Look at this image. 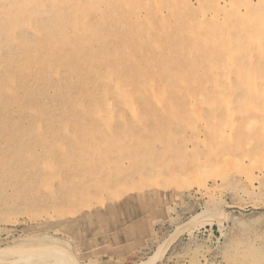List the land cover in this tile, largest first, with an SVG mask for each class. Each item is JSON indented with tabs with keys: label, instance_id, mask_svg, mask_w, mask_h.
Masks as SVG:
<instances>
[{
	"label": "rangeland",
	"instance_id": "obj_1",
	"mask_svg": "<svg viewBox=\"0 0 264 264\" xmlns=\"http://www.w3.org/2000/svg\"><path fill=\"white\" fill-rule=\"evenodd\" d=\"M250 3L241 25L230 8ZM258 6L0 0V73L17 61L14 92L24 104L0 132L47 136L38 147L29 136L0 143V264H230L236 241L259 249L264 151L224 166L218 151L226 143L209 134L213 116L237 126L253 111L246 97L264 82V58L243 31L259 30L264 45ZM258 109L255 120L264 116Z\"/></svg>",
	"mask_w": 264,
	"mask_h": 264
},
{
	"label": "bare ground",
	"instance_id": "obj_2",
	"mask_svg": "<svg viewBox=\"0 0 264 264\" xmlns=\"http://www.w3.org/2000/svg\"><path fill=\"white\" fill-rule=\"evenodd\" d=\"M18 1V0H17ZM4 2H5V0H4ZM14 2H15V0H14ZM39 2V1H38ZM11 3V2H10ZM18 3V2H17ZM240 3H241V1H240ZM239 3V4H240ZM1 4H3V2L1 3ZM243 4V3H242ZM261 4H263L264 5V0H256V5L258 6H260ZM12 5H15V3L14 4H12ZM21 5H22V3H21ZM23 6V5H22ZM27 6V5H26ZM25 6V7H26ZM258 6V7H259ZM12 7V6H11ZM250 7H253V5L250 3V4H248V6H247V4H244L243 5V9H240V7L238 6V7H231L230 9L231 10H233V12L234 13H238L240 16H242V21H241V25L243 24V22H244V20H245V18L247 17L246 15L249 13V10H250ZM4 8V7H3ZM20 8V7H19ZM24 8V7H23ZM38 11V10H37ZM264 12V11H263ZM0 13H1V11H0ZM3 13V12H2ZM263 16V18H264V14L262 15ZM30 18V17H29ZM43 18V17H42ZM12 20V19H11ZM81 24V23H80ZM223 25V24H222ZM15 28V27H14ZM18 28V27H17ZM89 29V28H88ZM73 30V29H72ZM232 30H233V27H232ZM235 30V29H234ZM241 30V29H240ZM255 29H253V31H249V32H245V31H243V33L245 34L244 36L245 37H247V38H249L250 40H251V42L253 41L254 43H255V45H256V47L258 48V51H259V53H260V55L264 58V45L261 43L262 41H261V39H260V37H261V32L259 31V30H255ZM236 31L238 32V30L236 29ZM236 31H235V33H236ZM25 32V31H24ZM231 32V31H230ZM1 33H3L2 35H7V33L6 32H1ZM232 33V32H231ZM238 34V33H237ZM18 36H19V34H18ZM264 36V35H263ZM3 37V36H2ZM1 37V38H2ZM5 37V36H4ZM168 37V36H167ZM239 37V36H238ZM264 38V37H263ZM37 39V38H36ZM236 39V38H235ZM3 41V40H2ZM4 42V41H3ZM227 42H228V40H227ZM2 43V42H1ZM6 43V42H5ZM231 43V42H230ZM154 44V43H153ZM155 45V44H154ZM153 45V46H154ZM9 46V45H8ZM252 46V45H251ZM250 46V47H251ZM155 47V46H154ZM231 47V46H230ZM236 47V46H235ZM18 48V47H17ZM202 48V47H201ZM224 51H225V49H223ZM236 51V50H235ZM209 52V51H208ZM214 52V51H213ZM254 52H255V50H254ZM229 53V52H228ZM227 53V54H228ZM256 53V52H255ZM148 54V53H147ZM235 54V53H234ZM234 54H228V55H230L229 56V59H231L232 58V55L234 56ZM21 56V55H20ZM22 56H24V55H22ZM203 56V55H202ZM258 56H259V54H258ZM20 59V58H19ZM205 60H207L206 58H205ZM204 60V61H205ZM234 60V59H233ZM233 60H231V62L233 61ZM245 60V59H244ZM255 60V59H254ZM49 61H50V58H49ZM186 61V60H185ZM208 61V60H207ZM227 61H228V59H227ZM242 61V60H241ZM17 62V61H16ZM16 62H14L15 64H16ZM209 62V61H208ZM213 62V61H212ZM216 62V61H215ZM14 63H10L8 66H5V72H2V73H0V130L1 129H6L7 127H8V125H9V123L7 122V121H5L6 119H7V114L10 112V111H13V110H19L20 111V109H22V107L24 106V104H23V102H22V100H21V98H19V97H17L15 94V92H14V90L16 89V85H15V83L13 82L14 81V79H13V77L14 76H19V74H20V72H22L20 69H19V65L18 66H15L14 65ZM129 64V63H128ZM222 64V63H221ZM254 64V63H253ZM47 65V64H46ZM75 65H77L76 63L74 64V66H73V69H76V68H78L77 66H75ZM231 64L228 62V65L227 66H230ZM261 65V64H260ZM232 66H233V64H232ZM3 67V66H2ZM48 67L50 68V69H52V67H54L53 65H51V63H49L48 64ZM208 67V66H207ZM218 67V66H217ZM209 68V67H208ZM207 68V69H208ZM211 68V67H210ZM209 68V69H210ZM227 68V67H226ZM234 68H236L235 66H234ZM264 68V67H263ZM8 71H7V70ZM221 69H222V67H221ZM220 69V70H221ZM248 69H249V67H248ZM257 69V68H256ZM23 70H25V69H23ZM210 70H212V69H210ZM218 70V69H217ZM214 71V70H213ZM226 71V70H225ZM50 72V71H49ZM211 72V71H210ZM234 72L235 73H238V70H234ZM251 72V71H250ZM39 73V72H38ZM206 73V72H205ZM209 73V72H208ZM207 73V74H208ZM216 73H218V72H216ZM29 74V73H28ZM142 74V73H141ZM206 74V75H207ZM223 74H226L225 72L223 73ZM229 74V73H228ZM222 75V74H221ZM236 75H239V74H236ZM248 75H250V74H248ZM142 76H144V75H141V77ZM201 76H203V75H201ZM207 76H209V75H207ZM212 76V75H211ZM26 77H27V74H26ZM145 77V76H144ZM214 77V76H213ZM212 77V78H213ZM221 77H223V76H221ZM225 78H226V75L224 76ZM249 77V76H248ZM25 78L23 77V79H22V81L24 80ZM211 79V78H210ZM214 79V78H213ZM237 81H240V83L241 84H243V78H242V76L241 75H239V76H236V78H235ZM248 79V81L250 82V84L252 85V82H251V77H250V79L249 78H247ZM257 79H259V78H257ZM141 80V79H140ZM144 80V79H143ZM156 80V79H155ZM180 80V79H179ZM205 80H206V78H205ZM227 80V79H226ZM232 80V78L231 79H229V82ZM21 81V83L23 84V85H25L24 83H26L25 81H23L22 82ZM146 80H144V82H145ZM212 81V80H211ZM214 81V80H213ZM235 81V80H234ZM7 82V83H6ZM149 82V81H148ZM153 82V81H152ZM156 82V81H155ZM227 82V81H226ZM1 83H3V84H1ZM119 83V82H118ZM141 83V82H140ZM145 83H147V82H145ZM154 83V82H153ZM216 83V82H215ZM228 83V82H227ZM258 83H259V85H260V87H258V85H254V86H252L251 88H252V91H251V95L249 96V98L248 97H246V102H247V105H249L250 106V108L253 110L252 112L250 111L249 113H241L240 114V118H241V120H240V123L236 126L235 125V123L232 125L231 124V122L230 123H227V124H221V123H217V121H218V119H216V118H214V116L211 118V126L209 127L210 128V130H209V134H210V140H214L215 142H218V140L220 139V142L221 143H223V142H225L226 144H225V146L223 147V145L221 144V147H220V149H219V151H218V153L220 154V155H218L219 157H221L222 158V163L221 164H223L224 166H230V167H234V168H238V166L241 164V162L243 163L244 162V160H246V161H248V162H252V160H254V157H257L258 156V154L259 153H261V152H263L264 151V116L263 115H261V116H259L260 118H259V120H255V118L253 117V114L255 115V113H256V110H258L259 111V109L258 108H262V110L264 111V82H262V81H258ZM21 84V85H22ZM144 84V83H143ZM152 84V83H151ZM212 84H213V82H212ZM216 84H214V86H215ZM30 86V85H29ZM150 86V85H149ZM188 86V85H187ZM123 87V86H122ZM189 87V86H188ZM207 87V86H206ZM205 87V88H206ZM216 87V86H215ZM19 87H17V89H18ZM113 88H116L117 89V87H113ZM123 88H125V87H123ZM129 88V87H128ZM152 88V87H151ZM153 88H154V86H153ZM152 88V89H153ZM192 88V87H191ZM190 88V89H191ZM208 88V87H207ZM219 88V86L217 85V88H215V89H218ZM220 88H222V87H220ZM24 89H25V91L27 90V93L29 92V90L31 89V88H29L27 85H25L24 86ZM119 89V88H118ZM120 89H122V88H120ZM172 89V88H171ZM175 89V88H174ZM186 89H188V88H186ZM224 89V88H223ZM20 90H21V86H20ZM176 90V89H175ZM194 90V89H193ZM222 90V89H221ZM18 91V90H17ZM24 91V90H23ZM22 91V92H23ZM122 91L124 92L125 90H123L122 89ZM129 91V90H128ZM143 92L144 91H146V90H142ZM152 91V90H151ZM161 91V90H160ZM179 91V90H178ZM188 91V90H187ZM187 91H185V90H183V92H186L187 93ZM31 92L32 91H30L29 92V94H31ZM115 92H116V90H115ZM117 92H118V90H117ZM126 92V91H125ZM175 92V91H174ZM173 92V93H174ZM225 92V91H224ZM145 93V92H144ZM150 93V92H149ZM153 93V92H152ZM163 93V92H162ZM191 93V92H190ZM239 93H241V94H245V92H244V87L242 86V85H240V87H239ZM247 93V92H246ZM20 94V93H19ZM115 94H118V93H115ZM128 94V93H127ZM164 95H166L165 93H163ZM180 94V93H179ZM192 94V93H191ZM224 94V93H223ZM67 98L68 97H71V95H72V93L69 91V90H66V93L64 94ZM160 96H161V94H159ZM175 95V94H174ZM226 95V94H225ZM117 96V95H116ZM128 96V95H127ZM137 96V95H136ZM140 96V95H139ZM151 96V95H150ZM216 96H218V95H216ZM154 97V96H153ZM180 97V96H179ZM189 97H191V95L189 96ZM241 97V96H240ZM156 99L158 98V96H156L155 97ZM192 98V97H191ZM227 98V97H226ZM118 100H119V98H118ZM117 100V101H118ZM121 101V100H120ZM161 101V100H160ZM190 101V100H189ZM223 101V100H222ZM234 101V100H233ZM122 102V101H121ZM129 100H128V98L126 97V95L123 97V104L126 106V107H129ZM224 102H225V100H224ZM27 103V102H26ZM164 103H165V101H164ZM167 104H168V102H166ZM210 103H212V102H210ZM30 104V103H29ZM157 104V103H156ZM160 104V103H159ZM225 104V103H224ZM27 106V105H26ZM25 106V107H26ZM206 106V105H205ZM29 107V106H28ZM221 107V106H220ZM224 107L226 108V110L228 111H230L231 110V107H230V105L228 104V103H226L225 105H224ZM110 108V107H109ZM31 109H32V107H31ZM129 109V108H128ZM223 109V108H222ZM246 109V108H245ZM33 111H35V108L34 109H32ZM136 110V109H135ZM225 110V113H226V115H229L228 114V112ZM128 111H130V110H128ZM247 112V111H246ZM129 113H131V112H129ZM159 113V112H158ZM260 113V112H259ZM220 114V113H219ZM223 114H224V112H223ZM216 116V115H215ZM231 116V115H230ZM109 117H111L110 115H109ZM263 118V119H262ZM106 119V118H105ZM103 120V119H102ZM226 122H227V120H226ZM257 124H258V126H257ZM105 125V124H104ZM229 125V126H228ZM228 126V127H227ZM257 126V127H256ZM3 127V128H2ZM174 127V126H173ZM208 127V126H207ZM107 128V127H106ZM115 128V127H114ZM208 129V128H207ZM248 132H252L250 135H248ZM206 133V132H205ZM217 133L219 134V135H217ZM49 134H51V133H49ZM196 135H198V133L196 134ZM203 135H204V133H203ZM25 136H29L30 138H29V145H35V146H37L38 147V145H40V143L39 142H41V141H43V139H45L47 136L46 135H37L36 133H32V132H14V133H9V132H0V143L1 142H6L8 139H10V138H12V139H16V140H20L21 138H24ZM51 137H53V134L52 135H50ZM203 137H205L206 138V136H203ZM202 137V138H203ZM204 138V139H205ZM197 139V138H196ZM201 141H202V139H201ZM208 141V140H207ZM214 141H213V143H214ZM205 143H207V142H205ZM211 143V142H210ZM49 145V144H48ZM58 145V144H57ZM211 145H214V144H211ZM218 145V144H217ZM59 147H61V145H58ZM213 147V146H212ZM217 147V146H216ZM215 147V148H216ZM214 148V149H215ZM28 150H31V149H28ZM213 149H211L210 151H212ZM216 150V149H215ZM217 152V151H216ZM260 155V154H259ZM254 156V157H253ZM213 158V157H212ZM221 160V159H220ZM213 161H214V159H213ZM212 161V162H213ZM244 164V163H243ZM261 166V165H260ZM255 167H257V165L255 166ZM242 168V167H241ZM248 168V167H247ZM242 170H243V168H242ZM258 173H259V175H262V177H264V166H262V167H260L259 168V170H258ZM251 175V174H250ZM112 178V177H111ZM138 178V177H137ZM252 181L253 180H249V182H250V184H252ZM213 183V182H212ZM216 183V182H215ZM215 183H213L212 184V186L215 184ZM248 183V182H247ZM105 184H108V183H105ZM197 184H199V183H197ZM196 184V185H197ZM156 185V184H155ZM105 187V186H104ZM199 188V187H198ZM203 188V187H202ZM246 188V187H245ZM104 189V188H103ZM103 189H101V190H103ZM95 190H97L96 188H95ZM95 190H93V191H95ZM100 190V191H101ZM218 190V189H217ZM128 191V190H127ZM199 191V190H198ZM97 192V191H96ZM121 193L123 192V191H120ZM197 192V191H196ZM201 192V191H200ZM93 194V193H92ZM123 194V193H122ZM235 194V193H234ZM118 195V194H117ZM96 196V195H95ZM235 196V195H234ZM93 197V196H92ZM83 198V197H82ZM81 198V199H82ZM99 198V197H98ZM98 198H95L96 200L98 199ZM241 198V197H240ZM248 199V198H247ZM77 201H78V199H77ZM76 201V202H77ZM92 201V200H91ZM79 202H81V201H79ZM90 202V201H89ZM103 202V201H102ZM93 203H95V201H93V202H91V205L93 204ZM86 204V203H85ZM96 204V203H95ZM244 204V203H243ZM246 204V203H245ZM84 206V205H83ZM233 207H235V208H237L236 207V205L235 206H233ZM21 208V207H20ZM237 209H239V207L237 208ZM75 211V210H74ZM234 217V216H233ZM237 220V219H236ZM239 220V219H238ZM256 220V219H255ZM253 221H254V219H253ZM257 221H259V220H257ZM264 221V220H263ZM242 222V221H241ZM255 222V221H254ZM254 222H252V223H254ZM243 223V222H242ZM255 223H257V222H255ZM259 223H262V222H259ZM258 223V224H259ZM240 224V223H239ZM238 224V225H239ZM254 225V224H253ZM241 227H242V225H240ZM262 226V225H261ZM243 227H245V226H243ZM242 227V228H243ZM253 227V226H252ZM260 227V226H259ZM241 229V228H240ZM244 229V228H243ZM246 229V228H245ZM253 229V228H252ZM263 229V228H262ZM254 230H257V228L256 229H254ZM264 230V229H263ZM252 231V230H251ZM257 231H259V230H257ZM254 232V231H253ZM245 233H247V232H245ZM249 233H251V232H249ZM257 233V232H256ZM237 235H238V233H236ZM235 234V235H236ZM243 234V233H242ZM242 234H240V235H242ZM258 234V233H257ZM261 234V233H260ZM240 235H238V236H240ZM244 235V234H243ZM256 236V235H255ZM243 237V236H242ZM259 237V236H258ZM44 238V237H43ZM48 238V237H47ZM239 239H240V237H238ZM50 239V238H49ZM53 239V238H52ZM234 239V238H233ZM257 239V238H256ZM234 240H236V239H234ZM234 240H232V241H234ZM246 240V239H245ZM248 240V239H247ZM249 240H250V237H249ZM253 240H255V239H253ZM49 241H51L52 243H53V247H54V245L56 246V245H58V241H57V239H53V240H49ZM60 241V240H59ZM239 241H241V240H239ZM239 241H236V243H234V245L231 247V254H233L234 255V258L235 259H237V261L235 260V261H229V263L230 264H264V238L263 239H261L260 240V242H259V244H261V246H260V248L259 249H254L253 248V246H251V243L249 242V244L250 245H247V243H246V245H244L242 242L243 241H241V242H239ZM257 241H259V240H257ZM50 242V243H51ZM61 243H63L62 241H60ZM230 243H231V241H229ZM235 242V241H234ZM245 242V241H244ZM252 242V241H251ZM225 244V243H224ZM50 245H52V244H50ZM231 245V244H230ZM57 247V246H56ZM55 247V248H56ZM259 247V246H258ZM55 248H52V249H55ZM51 249V248H50ZM60 249H62V248H60ZM225 249V248H224ZM58 250V249H57ZM226 250V249H225ZM224 250V251H225ZM221 251V250H220ZM230 253V252H229ZM224 254H225V252H224ZM231 256V255H230ZM225 259V258H224ZM227 259V258H226ZM233 259V258H232ZM223 261V260H222Z\"/></svg>",
	"mask_w": 264,
	"mask_h": 264
}]
</instances>
